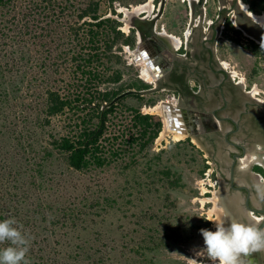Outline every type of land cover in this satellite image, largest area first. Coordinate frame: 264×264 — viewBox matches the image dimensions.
<instances>
[{
  "label": "rangeland",
  "instance_id": "374dc122",
  "mask_svg": "<svg viewBox=\"0 0 264 264\" xmlns=\"http://www.w3.org/2000/svg\"><path fill=\"white\" fill-rule=\"evenodd\" d=\"M97 1L102 19L120 22L125 36L135 38L125 22L131 7L143 0ZM89 3L14 0L0 16L11 105L23 125L18 134L6 129L1 137L0 219L15 217L30 234L29 264H218L203 248L200 233L221 223L212 161L185 135L176 138L168 132L162 137L164 113L159 103H150V96H126L118 104L121 112L133 108L162 122L158 137L147 148L140 150L135 144L124 156L110 157L111 164L98 172L75 171L65 155L54 151L53 140L66 135L74 115L67 110L46 123L42 95L50 79L76 82L72 74L68 77L77 44L70 32L92 20L78 21ZM61 12L67 16L56 17ZM243 37L235 44L220 38L218 56L230 63L236 80L264 101V51L256 54L253 42L258 43ZM134 50L122 41L106 56L107 74L119 73L121 81L104 83L101 92L124 93L139 81L146 84L140 78L146 68ZM11 105H6L10 118L15 113ZM107 136L116 141L109 132ZM8 243L0 242V248Z\"/></svg>",
  "mask_w": 264,
  "mask_h": 264
},
{
  "label": "flooded vegetation",
  "instance_id": "af4514ba",
  "mask_svg": "<svg viewBox=\"0 0 264 264\" xmlns=\"http://www.w3.org/2000/svg\"><path fill=\"white\" fill-rule=\"evenodd\" d=\"M143 1L137 6L144 10L134 13L131 7L124 22L136 39L134 53L155 78L146 82L140 73L146 84L139 81L136 91L154 90L140 96L159 103L177 130L206 150L224 223L235 219L264 228V164L258 160L264 159V101L218 56L220 38L235 44L249 37L238 14L250 7L244 8V0ZM252 16L264 27V13ZM242 260L264 264V249Z\"/></svg>",
  "mask_w": 264,
  "mask_h": 264
},
{
  "label": "trees",
  "instance_id": "16d2710c",
  "mask_svg": "<svg viewBox=\"0 0 264 264\" xmlns=\"http://www.w3.org/2000/svg\"><path fill=\"white\" fill-rule=\"evenodd\" d=\"M244 1L252 3L250 10L253 13L259 15L264 13V0H258L256 3L250 0ZM13 2L14 0H0L1 17L5 16L3 13L6 9L9 10ZM99 6L100 3L97 0H90L88 8L78 15V21L86 17L92 20L83 22V27L79 26L70 32L76 38L75 43L77 44L73 50L74 65L72 69H69L68 77L71 78L72 74L76 82L72 84L64 77L58 79L57 83L50 79L51 82L49 81L45 94L42 95V112L46 113V123L49 124L50 118L67 110L74 115L72 117L74 119L70 120L72 123L69 124L66 135L54 139L52 143L54 151L65 155L68 166L79 172L103 170L111 164L110 157L114 159L124 156L135 144H139L140 150L147 148L158 137L162 129V122L153 115L142 114L133 108H127L125 112H121L118 105L121 99L111 104L123 93V90L113 93L100 91L101 85L106 82L121 81L119 73L107 74L106 56L118 43L123 41V44L133 47L136 40L125 36L119 28L120 22L110 18L102 19ZM59 8L65 9L63 6ZM62 16L67 15L62 12L61 15H56L61 18ZM253 44L256 54L260 53V49L264 51L261 45L255 42ZM2 54L0 46V109H2L0 110V142L6 129H10L8 132L14 135V129L18 134L23 127L22 120H18L19 114H17L18 117L16 116V106L11 105L12 94L8 88L7 77L8 65L2 58ZM12 64L15 65V63ZM135 88L140 90L141 86L136 85L129 90H135ZM132 95L141 98L136 94L128 96ZM7 104L11 105L9 108L15 112L12 118L6 116L8 115ZM112 131L113 134H111ZM108 132L116 141L107 136ZM188 142L191 141L188 140ZM19 143L24 144V140L19 139ZM47 156L52 157L53 152H48Z\"/></svg>",
  "mask_w": 264,
  "mask_h": 264
},
{
  "label": "clouds",
  "instance_id": "9594fccd",
  "mask_svg": "<svg viewBox=\"0 0 264 264\" xmlns=\"http://www.w3.org/2000/svg\"><path fill=\"white\" fill-rule=\"evenodd\" d=\"M203 248L218 264H243L242 257L264 249V228L235 219L200 230ZM30 234L15 217L0 219V264H29Z\"/></svg>",
  "mask_w": 264,
  "mask_h": 264
},
{
  "label": "water",
  "instance_id": "95a60500",
  "mask_svg": "<svg viewBox=\"0 0 264 264\" xmlns=\"http://www.w3.org/2000/svg\"><path fill=\"white\" fill-rule=\"evenodd\" d=\"M241 14H238V16L242 17V22L239 24L240 28H242L248 35L249 37L252 38L254 41L257 43L261 44L264 47V27L260 25L254 18L252 14L249 11H244L243 9L239 10ZM252 14V15H251ZM151 92H154V90H145V91H136V90H129L118 97H116L111 104L116 103L120 99H122L125 96L131 95V94H136V95H145L149 94Z\"/></svg>",
  "mask_w": 264,
  "mask_h": 264
},
{
  "label": "bare ground",
  "instance_id": "6f19581e",
  "mask_svg": "<svg viewBox=\"0 0 264 264\" xmlns=\"http://www.w3.org/2000/svg\"><path fill=\"white\" fill-rule=\"evenodd\" d=\"M141 6H138V7H136V8H134V11H142L143 9H144V7H141ZM244 8L245 9H247L248 8V6L247 5H244ZM262 19L263 18H261V17H257V20L258 21H260V22H262ZM250 36V35H249ZM146 60V59H145ZM142 78L146 81V82H151V80H153L154 78L153 77H151V74L149 73V71L147 70V68L146 69H143V71H142ZM153 82V81H152ZM254 93H257V92H254ZM253 93V94H254ZM159 109H160V111L162 110V108H160V107H158ZM165 108V107H164ZM156 111V110H155ZM163 112V111H162ZM164 113V112H163ZM164 123H165V132H163L162 133V137L166 134V133H168V132H171V133H174V136L176 137V138H182L183 137V133H181L180 131H178L177 129H179V128H176L175 127V125H174V122L172 121V120H170V118H169V116L168 115H166L165 113H164ZM164 129V128H163ZM169 134V133H168ZM167 134V135H168ZM259 160V162L261 163V164H264V159H258ZM214 202H215V205H216V210L218 211L219 210V216L218 217H220L221 219H219V222H221V223H224V214H225V206H223L224 204H223V199L221 198V196L217 193L216 194V197H215V199H214ZM221 204H222V206L223 207H221ZM221 212H223V214L221 213Z\"/></svg>",
  "mask_w": 264,
  "mask_h": 264
},
{
  "label": "crops",
  "instance_id": "0c3cea01",
  "mask_svg": "<svg viewBox=\"0 0 264 264\" xmlns=\"http://www.w3.org/2000/svg\"><path fill=\"white\" fill-rule=\"evenodd\" d=\"M132 12L137 13L136 11H134V9L132 10Z\"/></svg>",
  "mask_w": 264,
  "mask_h": 264
}]
</instances>
